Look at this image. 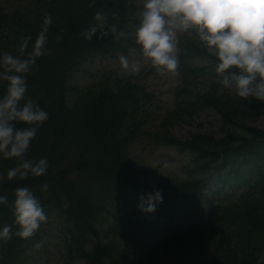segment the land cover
Returning <instances> with one entry per match:
<instances>
[{
  "label": "clouds",
  "instance_id": "obj_1",
  "mask_svg": "<svg viewBox=\"0 0 264 264\" xmlns=\"http://www.w3.org/2000/svg\"><path fill=\"white\" fill-rule=\"evenodd\" d=\"M140 16L134 32L135 42L144 60L158 72L176 73L178 69L177 32L189 36L198 34V42L214 52L217 73L233 67L240 71L234 86L229 76H223L220 83L234 87L238 97L264 100V0H143ZM94 19L96 23L80 33L87 40H92L97 33L100 37L109 34L105 29V14L97 11ZM51 24L49 13L34 40L31 34L20 37L18 47L26 55L0 51V79L7 81L6 92L0 95V157L19 161L0 174V180L40 176L49 167L47 157L37 160L25 156L37 129L50 115L37 100L27 95L26 74L48 51ZM110 28L117 38L127 35L123 30L118 31L115 24ZM30 42L31 50H28ZM144 60H131L127 55L119 57L121 67L129 73L140 72ZM17 122L26 126L17 127ZM42 187L47 189L48 185L45 183ZM163 199L162 189L153 186L138 195L137 207L144 213H153ZM7 202L8 196L0 194V205ZM12 211L13 223L18 226L15 235L24 239L33 236L48 219L40 199L29 186L15 189ZM11 229L10 224L0 227V240L11 239Z\"/></svg>",
  "mask_w": 264,
  "mask_h": 264
},
{
  "label": "rangeland",
  "instance_id": "obj_2",
  "mask_svg": "<svg viewBox=\"0 0 264 264\" xmlns=\"http://www.w3.org/2000/svg\"><path fill=\"white\" fill-rule=\"evenodd\" d=\"M181 32H177V36ZM211 50V49H210ZM121 54H115L107 59L96 58L90 63L86 64L81 68V77L89 76L90 79L93 74L97 72L103 73L102 71L116 70L120 74H139L145 78L141 79L145 87V92L154 95V104H146L144 106V120L143 131L145 133H151L156 130L160 123L168 117V114L175 110L178 102H183L191 95L182 96L180 98L173 95L174 86L178 85V76L176 73H161L156 70L149 61L144 60L141 52L130 51L129 56L131 60L142 59L144 65L141 71L138 73H129L123 69L120 65L119 57ZM199 60H193V65H199ZM87 78H82V81H87ZM92 80V79H91ZM221 79H217L220 81ZM76 79L73 80V83ZM78 83V81H76ZM81 82V81H80ZM205 83L196 80L193 84L194 91L201 93L204 89ZM222 121L220 116L212 111L211 109H202L193 113L192 117L181 115L177 117L172 125L168 128V132L174 137L185 139L195 132L211 134L215 137L221 135ZM253 126L264 128V119L259 118L253 121ZM140 141L135 142L129 149V154L135 159L140 166L155 169L159 174H162L165 169L169 168L171 174L176 178H184L188 172L187 158L177 156L174 150L170 149H158L150 152L145 145L140 144ZM194 213V218H198L197 213ZM201 213L206 214V211ZM202 214V216H204ZM208 218H205L207 220ZM166 231H161L149 236L141 245L137 248L136 252L132 253V258L126 260L127 264H149L144 262L145 252L148 247L164 238ZM63 235L57 229H52L45 234L40 241L41 251L39 254H32L33 245H30V249L27 252L28 258H30L29 264H61L60 256L62 254ZM259 264H264V250L260 253L258 258Z\"/></svg>",
  "mask_w": 264,
  "mask_h": 264
},
{
  "label": "trees",
  "instance_id": "obj_3",
  "mask_svg": "<svg viewBox=\"0 0 264 264\" xmlns=\"http://www.w3.org/2000/svg\"><path fill=\"white\" fill-rule=\"evenodd\" d=\"M18 55H26V54H18ZM68 56V59L71 61L73 59V55L72 54H66ZM45 75V74H44ZM46 78V75H45ZM44 78V79H45ZM43 80H39L37 78V75L34 74L33 71H31L28 74V82L30 83H36V84H40L41 82L44 81ZM102 93V92H101ZM109 101L111 103H118L119 99L118 98H114V97H109ZM93 108L95 109V114L90 118V120L88 121V123L90 125H93L91 129L89 130H84L82 129L81 131V139H80V143L85 147V148H89L90 147V143H92L94 140L98 139L100 140L99 142H102L104 135L100 133V128L99 126L95 125L98 122L104 121L108 118H114L115 114L114 112H110L108 107L106 105H104L101 100H95L93 102ZM88 128V126H87ZM45 145L44 143L42 144V146ZM71 192V190H70ZM69 192V193H70ZM258 222H260V226L263 227L264 226V218H260L258 219Z\"/></svg>",
  "mask_w": 264,
  "mask_h": 264
}]
</instances>
